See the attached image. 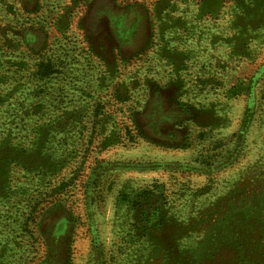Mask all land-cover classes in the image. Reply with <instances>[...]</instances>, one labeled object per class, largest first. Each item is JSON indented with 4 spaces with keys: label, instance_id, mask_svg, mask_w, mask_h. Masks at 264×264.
<instances>
[{
    "label": "rangeland",
    "instance_id": "374dc122",
    "mask_svg": "<svg viewBox=\"0 0 264 264\" xmlns=\"http://www.w3.org/2000/svg\"><path fill=\"white\" fill-rule=\"evenodd\" d=\"M110 2L0 0V264H264V0Z\"/></svg>",
    "mask_w": 264,
    "mask_h": 264
},
{
    "label": "crops",
    "instance_id": "0c3cea01",
    "mask_svg": "<svg viewBox=\"0 0 264 264\" xmlns=\"http://www.w3.org/2000/svg\"><path fill=\"white\" fill-rule=\"evenodd\" d=\"M95 4L93 5V9L97 10H102L106 16L111 17V2L110 0H94ZM96 14V15H95ZM93 17L96 19L98 18L97 13H93ZM101 19V18H100ZM100 27V25H98Z\"/></svg>",
    "mask_w": 264,
    "mask_h": 264
}]
</instances>
